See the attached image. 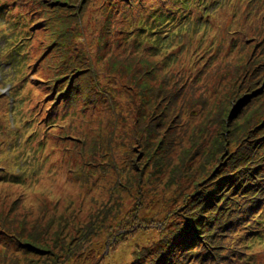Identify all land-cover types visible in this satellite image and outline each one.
<instances>
[{"label": "rangeland", "instance_id": "obj_1", "mask_svg": "<svg viewBox=\"0 0 264 264\" xmlns=\"http://www.w3.org/2000/svg\"><path fill=\"white\" fill-rule=\"evenodd\" d=\"M126 1L45 0L44 8L40 0L44 12L36 16L26 36L36 35L32 59L21 70L9 62L13 55L3 57L0 70L18 83L21 126L30 115L39 127H44L40 119L44 115L52 121L48 113L40 112L41 105L49 112L54 105L62 115H74L71 122L84 115L87 123L86 131L72 143L66 141L68 125L62 122L54 136L39 132L29 145H18L22 160L13 158L16 172L35 163V150L46 154L38 160L44 164L39 179L15 180L0 173V219L6 218L14 232L8 242L0 243V264H178L199 245L188 251L186 246L195 239L190 234L189 240L181 241L180 234L201 207L205 212L218 198L223 178L259 174L260 165L253 170L256 165L250 163L264 150L263 139L253 145L264 123V105L259 106L264 92L257 97L264 88V67L256 65L258 41L248 44L223 80L210 85V103L196 104L201 101L198 92L184 106H176L166 94L163 75L142 72L153 61L120 54L127 51L115 41L126 44L131 39L122 26L131 29L128 14L138 15L142 9L141 1L135 0L124 7L126 13L116 12V4ZM157 5L148 4L149 9ZM258 12L264 25V0L259 1ZM23 19L28 26L30 16ZM12 20L0 16V29L10 27ZM113 20L117 24L112 25ZM188 27L189 21L178 26L168 20L162 35L173 31L178 35L177 30ZM196 36L201 37L197 31ZM52 41L57 43L45 52L43 48ZM179 41H186L180 32L167 42L169 52H178L177 59ZM224 44L223 39H214L213 51ZM1 47L0 42V52ZM38 73L43 80L38 81ZM64 76L67 79L57 82L56 89L65 90L71 83L78 94L69 110L59 97L52 103L53 95H41L52 93L50 79ZM29 131L26 126L24 133ZM3 181L27 188L35 181L39 187L48 185L46 189L54 185L64 198H36L32 211L20 209L27 216L20 220L13 211L15 201L4 197ZM19 232L21 238L16 236ZM256 252L263 255L264 248Z\"/></svg>", "mask_w": 264, "mask_h": 264}, {"label": "trees", "instance_id": "obj_2", "mask_svg": "<svg viewBox=\"0 0 264 264\" xmlns=\"http://www.w3.org/2000/svg\"><path fill=\"white\" fill-rule=\"evenodd\" d=\"M83 1L84 0H82V2ZM134 1L135 0H127L123 4L117 3L116 12L123 11L124 7H131L134 4ZM140 1L142 3V9L138 16L135 17L134 14H128L130 24H134L135 22L138 23L135 27V30L137 31L135 37L133 38L129 35L131 39H126V44L122 42L118 43L117 41L115 42L122 51H127V53H125L118 50L120 54L145 58L148 62L153 61V64H150L151 67H148V71H145L142 68L141 70L144 74H147V76L150 72L153 75H163V79L166 82L168 89L166 94H169V100L172 104L176 106H184L190 99H194L198 92H200L202 102H195L196 104L201 105L206 102L210 103V85L218 80V78L220 81L223 80L227 74L226 70L234 65L240 53L248 47V44H250L251 41H258L257 49L255 50V53L260 56V58L258 57V63L256 64L258 66L257 68L264 67V25L259 23V13L254 7L255 2L250 0H233L229 9L231 17L242 16V14H244V7L247 6L248 8H251L249 12L254 19L255 26L254 28H251L252 22H249L246 31L234 30L233 40L237 43L230 51L227 52L225 47L215 53V56H211L210 58L203 55L202 51L204 50L203 46L205 45V41L218 39L226 33L222 24L213 21L216 17L215 16L207 20L211 33L208 35L204 34L199 39L192 41L190 38H187L189 40L188 43L191 44L192 42L194 45L191 49H188V57L185 55V48L180 49L179 58L177 59L176 56L178 52H169L168 50L167 54H164L159 47H154L152 42H154V39H159L158 36L160 38H165V35H162V33L164 24L168 20L172 23H176L178 26L186 24V21L190 22L192 10L194 12V3L198 5L202 3L200 1L191 2V0ZM150 2L159 3V5L153 6V8L149 9L148 4ZM145 10L147 16H144ZM195 12L196 22H198L204 13L201 8H196ZM123 13H126V10L123 11ZM177 14L180 15L178 19L176 18ZM114 24L117 23L113 20L112 25ZM110 27L111 24L109 26V31ZM122 29L124 30L123 27ZM158 31L160 32V35ZM113 33V28L111 27V37L113 36ZM174 34L173 31L169 36ZM228 36L229 33L227 32V39ZM201 39L203 41H201ZM227 39L225 42H227ZM56 43L57 41H52L49 46L47 45V47L43 48L44 51H50L49 49L55 46ZM156 44L161 43L159 41L156 42ZM109 46L113 47L111 41L109 42ZM198 49H202V51ZM173 51H175V48ZM46 60L47 58L45 61ZM71 63L74 64V60ZM37 75L40 76L38 81L40 79L43 80V76L39 73ZM65 77L66 76L57 79H50L49 83H52V88H54L52 93L48 94L46 91L45 94L41 93V95L42 98H48L50 95H53L52 103L59 97V102L62 101L63 105L66 104L67 107L71 109L73 103H77L78 95L76 90L72 87V84L69 83V87L65 90L56 89V86L58 85L57 81H65ZM168 83L170 84V89ZM263 92L264 88L258 91L257 97H261ZM261 105H264V102L263 104H259V106ZM76 106L77 105H75V107ZM75 112L77 111L75 110ZM75 119L74 116V120ZM263 119L264 117L262 118V121ZM85 123H87V118L84 115H79L78 120L74 122L69 121L67 123L68 126L65 128V136L67 137L66 141L72 143V140L75 137L84 133L86 131ZM61 136H64V134ZM253 139L254 147L258 144L257 141L260 139H263L261 142V144H263L264 123L260 125ZM254 147L251 150L252 154L256 153ZM64 160H67V156L64 157ZM250 163L256 165L253 170L260 165L258 175L243 172L240 175L234 174L232 177L223 178V183L219 192L220 194L218 195V198L221 195H223V198H220L219 201H217L218 198H215L207 206L205 212L203 210L205 207L203 206L197 214L193 215V221H191L190 224H187L185 232L180 234L183 237L181 241L189 240V235L192 234L191 238L195 240L192 244L189 243L186 246L188 251L191 249L192 245H196V243H199V245H196L195 248L189 252L190 255H184L185 260L180 261L178 264H236L246 260L251 250L246 249L244 246L246 245L244 244L245 238L242 237L254 236V228L252 227L253 225H257V222L252 223V221L257 215L264 214V212L260 211L264 209V150L259 159L251 157ZM39 177L40 175L37 176L36 180L39 179ZM57 182L61 184L59 180H57ZM36 185H38L37 182ZM11 188V191L9 190L4 193L7 195L4 197L15 201L13 202L15 205L13 211L20 216V220L27 219L26 214H20V209H24V211L28 210L29 212L32 211L36 198L49 196L58 201H60V198H64V194L55 190L54 185H52V188L44 190L43 193H31L30 190L26 192L18 182L11 184ZM44 188L45 187H43V189ZM231 193H234L235 196L232 199H228L227 196ZM215 201L216 203L214 204ZM0 228V243L5 244V242H8L10 239L9 233L14 234V232L10 227V222L6 218L0 219ZM16 236L17 238H21L20 232L16 234ZM20 245L21 247L23 246L22 242ZM251 246L262 248L261 245L254 242H251ZM257 264H264V256L258 258Z\"/></svg>", "mask_w": 264, "mask_h": 264}]
</instances>
